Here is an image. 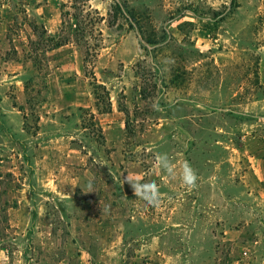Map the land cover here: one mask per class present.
<instances>
[{"label": "rangeland", "instance_id": "374dc122", "mask_svg": "<svg viewBox=\"0 0 264 264\" xmlns=\"http://www.w3.org/2000/svg\"><path fill=\"white\" fill-rule=\"evenodd\" d=\"M0 264H264V0H0Z\"/></svg>", "mask_w": 264, "mask_h": 264}, {"label": "clouds", "instance_id": "9594fccd", "mask_svg": "<svg viewBox=\"0 0 264 264\" xmlns=\"http://www.w3.org/2000/svg\"><path fill=\"white\" fill-rule=\"evenodd\" d=\"M155 159L160 168L164 169L170 176H175L174 168L167 155L157 153ZM179 176L186 186L194 185L197 179L194 170L186 162L182 165ZM124 180L130 185L133 194L145 201L146 204L154 206L159 202V188L154 181H143L136 174L124 176Z\"/></svg>", "mask_w": 264, "mask_h": 264}, {"label": "trees", "instance_id": "16d2710c", "mask_svg": "<svg viewBox=\"0 0 264 264\" xmlns=\"http://www.w3.org/2000/svg\"><path fill=\"white\" fill-rule=\"evenodd\" d=\"M72 10H79L78 7H76L75 5L71 6ZM63 16H66L68 19L64 20L62 19L61 24H60V30L59 33L62 32V36H60L59 33H56L53 37L54 40V44L52 45V49H57L61 46H65L68 45L69 43H71V33H82L85 31V29H87L88 25H90V23L84 21V19L81 16H74L73 14H71L70 17H68L70 14L69 12H63L62 13ZM71 17H73L75 19L76 22H71ZM79 35V34H78ZM52 39V38H51ZM86 41V40H83ZM74 43L76 44H80L81 41L80 39H77L74 41ZM88 49H91L93 51L94 54H96L94 52L93 47L90 48V46L87 44Z\"/></svg>", "mask_w": 264, "mask_h": 264}]
</instances>
